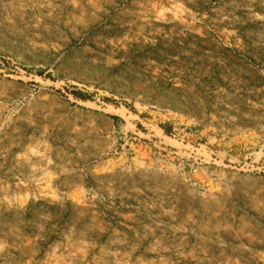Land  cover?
Masks as SVG:
<instances>
[{"label":"rangeland","instance_id":"rangeland-1","mask_svg":"<svg viewBox=\"0 0 264 264\" xmlns=\"http://www.w3.org/2000/svg\"><path fill=\"white\" fill-rule=\"evenodd\" d=\"M0 264H264V0H0Z\"/></svg>","mask_w":264,"mask_h":264},{"label":"bare ground","instance_id":"bare-ground-1","mask_svg":"<svg viewBox=\"0 0 264 264\" xmlns=\"http://www.w3.org/2000/svg\"><path fill=\"white\" fill-rule=\"evenodd\" d=\"M165 138L169 139L168 137L165 136Z\"/></svg>","mask_w":264,"mask_h":264}]
</instances>
